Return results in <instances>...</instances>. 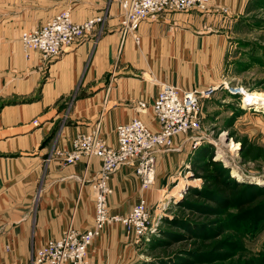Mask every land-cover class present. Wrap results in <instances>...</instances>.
I'll use <instances>...</instances> for the list:
<instances>
[{"label":"crops","instance_id":"crops-1","mask_svg":"<svg viewBox=\"0 0 264 264\" xmlns=\"http://www.w3.org/2000/svg\"><path fill=\"white\" fill-rule=\"evenodd\" d=\"M249 3L253 0H212L211 13L168 12L156 20H145L139 25L141 42L137 44L131 35L121 33L117 0H0V102L21 101L0 109V133L31 128L33 118L50 113L56 102L80 87L81 94L74 99L62 128L59 149H71L75 135L92 129L100 118L102 133L112 146H116L117 126L134 118L157 130L152 105L161 84L188 91L220 83L227 41L216 30L226 17L219 8L228 7L236 14ZM63 10H69L77 23L106 17L104 27H99L101 36L96 38L99 30L86 35L48 64H42L38 52L26 57L22 32L41 27ZM39 65H45L41 67L44 73ZM34 97L38 99L22 102ZM141 103H146L144 111ZM52 124L46 122L40 130ZM15 138L0 142L6 146L16 142ZM176 139L180 147L187 136ZM163 153L157 154V187L172 158ZM42 154L0 161V264H32L36 250L61 238L70 226L85 231L94 224L92 183L101 168L100 158L64 165L58 158L45 163ZM110 183L113 214H128L142 194L148 201L155 197L156 184L154 190L143 191L130 164L119 167ZM129 242L121 226L107 227L90 247V264H132Z\"/></svg>","mask_w":264,"mask_h":264},{"label":"rangeland","instance_id":"rangeland-1","mask_svg":"<svg viewBox=\"0 0 264 264\" xmlns=\"http://www.w3.org/2000/svg\"><path fill=\"white\" fill-rule=\"evenodd\" d=\"M117 2L120 5L119 0ZM213 9L212 0H208L204 8H193L183 12L197 10L202 13H211ZM219 10L226 16L222 27L216 29L222 32L223 38L227 41L226 67L222 80L220 83L197 87L188 91H182L175 86L181 93L202 89H214V93L211 98L203 99L201 102V129L191 132L190 135H177L176 138L187 136V139L181 141L180 147H178L177 142H174L173 148L175 150L162 149L165 152L163 155H170L172 158H169L168 170L165 173V178L161 181V185L158 183L157 187L155 182V197L149 199V201L143 194L140 197V199L144 197L147 200L150 210L149 235L146 239L138 242L135 236L129 233L122 224L113 223L107 226L119 225L124 229L130 241L127 243L129 245L128 251L131 250L132 257H134L132 264H183L188 259L194 260L196 258L189 254V251L195 248L194 239L198 242L205 240L206 242H217L219 244V249L214 250L209 256L214 264H237L236 260L244 259L245 261L246 258H253L258 264L264 263V223L251 224L249 220L239 221L235 207H221L214 198L205 197L207 194L205 190H202L204 179L194 171L193 161L195 156L202 150L210 151L213 148L215 152L216 145H218L221 151L229 155L232 160V166L227 167L235 184L247 183L251 187L264 189V162H244L242 158L237 156L238 154L241 155V143L236 140V137H247L251 142L264 146V106L249 105L243 101L245 95L249 93H264V0H253V4L249 3L243 11L236 14L231 13L228 7H220ZM168 12L178 11L169 10L155 18H150V20H156ZM120 17L121 33L123 37H128L122 30V9ZM105 18L95 24L91 33H86L75 42L97 30H99V34L96 38H99L101 36L99 27L101 29L104 27ZM140 42L141 37L140 41H136V43L140 44ZM62 52L48 60L40 55L42 64H48L52 59L60 56ZM41 67L44 68L45 65L38 66V70L44 73L45 70ZM80 94L81 87L75 94L63 101L56 102L50 113L45 111V114L39 115L30 121L31 128L19 126V129H13H18V131H10L7 134L0 133V140L16 137L14 140L16 142L6 146L3 142H0L2 143L0 144V161H20L19 159L27 155L37 156V154L43 152L44 154L41 157L43 156L42 160L45 163L58 158L64 164V155L75 150V140L80 136L94 134L95 132H97L100 139L111 145L102 133L103 124L102 118H100L92 126V129L75 135L72 139L71 149L63 150L57 147L60 140L63 139L62 128L66 125L72 103ZM36 99L38 97L24 99L22 102H33ZM156 100L152 108H154ZM19 102L21 103L17 99L0 102V109L5 105H13ZM46 122H52L53 124L41 131L40 128ZM97 127L99 129L96 131ZM232 132L236 133L237 136L232 137ZM27 141H31L30 144H32L24 146ZM117 144L118 136L116 146H111L116 148L118 147ZM86 159L88 160V158ZM133 167L136 173V167L134 165ZM157 175L159 176L158 161L156 181ZM181 181L185 184L182 185V189H177ZM110 186L112 187L111 183ZM154 186L143 191L154 190ZM194 202L196 203L193 204ZM220 227H223V233L214 236ZM171 233L183 237H174ZM233 236L235 240L239 241L241 246L239 251L232 248Z\"/></svg>","mask_w":264,"mask_h":264},{"label":"built area","instance_id":"built-area-1","mask_svg":"<svg viewBox=\"0 0 264 264\" xmlns=\"http://www.w3.org/2000/svg\"><path fill=\"white\" fill-rule=\"evenodd\" d=\"M122 9V30L140 41L138 27L141 22L155 18L169 10L178 12L193 8H204L208 0H119ZM105 17L92 18L84 23H75L69 10H64L48 20L40 28L24 31L21 42L25 56L38 52L45 60L59 55L63 49L78 38L94 30L95 24ZM214 89H202L181 93L175 86L162 83L153 108V118L158 125L154 130L140 118L117 127L118 147L108 145L97 132L80 136L75 140V150L67 152L64 164H74L82 157L90 161L93 157L102 160V168L92 183L95 196V221L92 228L79 231L70 226L59 239L51 240L34 253L32 264H90L89 249L96 237L113 223L122 224L138 242L146 239L150 232L151 215L147 200L143 197L127 215L111 213L109 198L114 193L109 180L122 165L136 167V175L142 190L155 185L157 152L175 150L177 135H190L202 127L201 102L211 98ZM140 108L144 111L145 103ZM99 129L97 127L96 131ZM239 158L240 154L237 155ZM62 157V155H61ZM226 166H232L229 155L216 145L213 156Z\"/></svg>","mask_w":264,"mask_h":264},{"label":"trees","instance_id":"trees-1","mask_svg":"<svg viewBox=\"0 0 264 264\" xmlns=\"http://www.w3.org/2000/svg\"><path fill=\"white\" fill-rule=\"evenodd\" d=\"M232 137L237 134L232 132ZM236 140L241 143V158L244 162H264V146L251 142L247 137H236ZM214 150H202L193 161L194 171L204 179V186L207 196L214 200L221 207L233 206L236 208V216L239 221L249 220L251 224L264 223V189L251 187L247 183L235 184L231 179L228 167L220 161L213 159ZM194 202L193 204H195ZM223 227H220L214 236H219L223 233ZM174 237L182 235L171 233ZM183 237V236H182ZM233 249L239 251L241 246L239 241L233 236ZM194 249L189 251L190 256L196 258L188 259L183 264H214L210 259V255L214 250L219 249L217 242L195 241ZM237 264H258L253 258L236 260ZM264 264V263H263Z\"/></svg>","mask_w":264,"mask_h":264},{"label":"bare ground","instance_id":"bare-ground-1","mask_svg":"<svg viewBox=\"0 0 264 264\" xmlns=\"http://www.w3.org/2000/svg\"><path fill=\"white\" fill-rule=\"evenodd\" d=\"M245 103L249 105L254 106H264V93L261 92H252L247 95H245V98L243 100ZM185 183L181 181L177 189H182ZM183 185V186H182Z\"/></svg>","mask_w":264,"mask_h":264}]
</instances>
